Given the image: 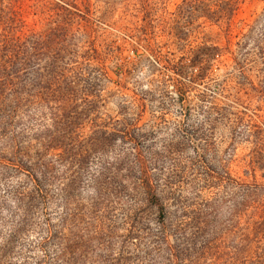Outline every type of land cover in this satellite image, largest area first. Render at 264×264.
<instances>
[{
  "label": "rangeland",
  "instance_id": "1",
  "mask_svg": "<svg viewBox=\"0 0 264 264\" xmlns=\"http://www.w3.org/2000/svg\"><path fill=\"white\" fill-rule=\"evenodd\" d=\"M38 1H57H24L29 30L48 40ZM63 1L87 21L58 45L86 46L101 97L60 114L74 134L46 157L24 131L52 111L0 116V264H264V0H243L231 47L204 18L183 29L184 0ZM214 1L198 15L219 11ZM37 80L31 71L29 91ZM135 122L149 171H127L122 140L89 148L95 130ZM149 190L165 193L167 218Z\"/></svg>",
  "mask_w": 264,
  "mask_h": 264
},
{
  "label": "trees",
  "instance_id": "2",
  "mask_svg": "<svg viewBox=\"0 0 264 264\" xmlns=\"http://www.w3.org/2000/svg\"><path fill=\"white\" fill-rule=\"evenodd\" d=\"M24 1L0 0V116H2L1 123L10 124L15 120L27 118L29 115L27 111L36 106L42 105L52 111L50 117L43 115L37 121V125H30L24 131V136L28 137V142L31 145L30 150L34 148L33 142H36L38 150L46 157L60 151L63 148V143L68 141V136L72 137L74 134V131L70 132L73 122L62 123L60 114L65 111H73L77 107H85L86 104L96 108L95 105L101 96L97 93L98 89L92 78L94 69H92L90 51L83 52L86 46L74 49V46L62 45L59 47L58 45L59 42L64 43V40L81 23L80 21H87V19L69 9L72 8V5L63 0H56L57 2L54 3L53 1L45 3L38 1L43 11L48 10L51 13L47 18L49 19L47 40L46 33L44 35V33L40 34L38 31L29 30L26 25L24 14L27 12L23 9ZM183 3L184 6H182V10L180 8L179 12L180 20L184 25L183 29L194 26L198 20L204 18V23L220 26L222 33L228 39V45L233 46L234 29L237 28L236 18L243 0L214 1L212 3H220V10L213 13L209 11V13H205L206 15H201L202 13L198 15L197 12L198 5H205V0L191 2L184 0ZM245 26L243 21L239 22L240 32L237 36H240L239 34L242 33ZM184 31L182 36H188ZM245 38L247 44L251 46L252 36L247 35ZM254 44L258 49L263 50L264 34H262V39H254ZM55 50L59 53L64 51L71 58L70 63L59 66L61 59L50 58ZM43 58H47L49 62L47 81L42 79L39 69ZM31 71L37 73L38 80L35 81L33 90L29 91ZM82 94L85 96L84 105L75 107L78 104L76 98ZM51 105H55L56 109L50 107ZM3 127L8 128L6 125ZM136 127L135 122L124 125L122 131L95 130L91 136L89 148L98 151L115 140H122L131 146V150L128 151L127 171H149L146 158L140 154L142 147L138 142L142 136L138 134L140 132L136 130ZM34 130L39 133L30 135ZM31 169L33 171H48V167L42 164H34ZM162 194L165 193L154 190L145 193L147 201L156 206L160 211V216L165 219L168 213L166 206L162 203Z\"/></svg>",
  "mask_w": 264,
  "mask_h": 264
}]
</instances>
